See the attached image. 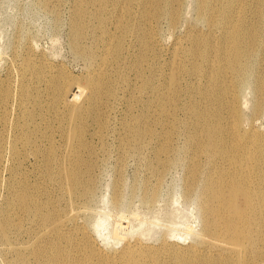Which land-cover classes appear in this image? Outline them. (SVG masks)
Segmentation results:
<instances>
[{
    "label": "bare ground",
    "instance_id": "bare-ground-1",
    "mask_svg": "<svg viewBox=\"0 0 264 264\" xmlns=\"http://www.w3.org/2000/svg\"><path fill=\"white\" fill-rule=\"evenodd\" d=\"M185 2L75 0L70 41L86 61L81 76L38 63L25 51L11 117L12 88L0 81V173L8 174L0 253L7 264H264V130L254 125L264 115V0H195V25L203 28H186L162 70L159 24L173 33ZM248 89L254 94L250 116L243 104ZM120 110L126 118L109 130ZM181 112L187 123L179 139L192 154L184 197H195L200 218L199 228L185 236L195 243H131L121 218L111 233L123 247L113 253L97 248L88 228L102 238L105 218L92 226L80 220L95 181V146L86 134L116 139L121 157L158 145L161 161L181 149L171 138ZM157 193L145 192L144 199L153 203ZM119 196L114 184L115 207Z\"/></svg>",
    "mask_w": 264,
    "mask_h": 264
},
{
    "label": "rangeland",
    "instance_id": "rangeland-1",
    "mask_svg": "<svg viewBox=\"0 0 264 264\" xmlns=\"http://www.w3.org/2000/svg\"><path fill=\"white\" fill-rule=\"evenodd\" d=\"M74 2L75 0H0V81L9 83L12 88L10 117L16 110L18 68L25 51L31 50L37 55L36 62L49 64L55 70L61 67L64 72L75 76H81L85 70L86 61L75 54L70 41L71 10ZM195 8V0H186L181 23L173 33L167 29L164 22L158 25L156 50L162 70L166 69L174 41L182 37L186 28L194 26L203 28L201 24L195 25ZM131 53H137V46ZM128 77L131 83L135 75L129 72ZM164 82L163 78L162 83ZM253 97L252 90L244 92L243 104L246 103L244 111L249 116L252 114ZM134 105L140 106L139 103ZM126 114L127 112L120 110L110 121L109 130L121 123ZM176 118L178 134H172L171 138L174 143L177 142L174 145H180L181 149L173 153L169 151L168 158L163 157L161 161L156 157L158 145L121 157L116 150V139L112 137L98 139L93 132L86 134V140L93 142L95 146L91 155V160L95 161L93 165L95 181L93 195L87 208L82 207L80 220L92 226L98 218H105L101 229V234L104 235L102 238L99 236L97 238V234L88 228L97 248L113 253L123 247L124 241L115 240L111 233L121 218L127 227L126 240L131 243L138 240L143 245L155 247L162 243H175L183 247L195 243L196 239L193 236H185L189 228L198 229L200 224L195 197L188 199L184 197L186 167L187 163L190 164L189 157L192 154L183 149L185 145L179 137L185 132L187 117L181 112L176 114ZM53 123L55 125L56 121ZM254 125L264 130V115L255 119ZM54 141L55 145L61 142L59 135L54 137ZM40 144L45 145L44 142ZM103 147L105 149L101 151ZM204 161L202 160V164ZM31 164L32 162L27 164L29 183L36 180V170ZM7 177L5 171L0 173V201L6 195ZM114 184L119 186L118 207L112 203ZM152 189H156L158 193L153 203H148L144 199L145 192ZM105 236H110L107 242H104L107 239ZM5 259L7 260L6 255L0 253V264H7Z\"/></svg>",
    "mask_w": 264,
    "mask_h": 264
}]
</instances>
